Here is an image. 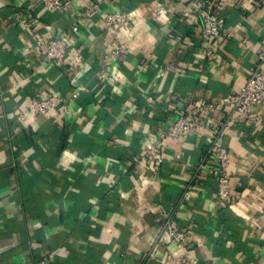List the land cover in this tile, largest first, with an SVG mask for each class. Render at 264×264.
<instances>
[{
	"label": "crops",
	"instance_id": "1",
	"mask_svg": "<svg viewBox=\"0 0 264 264\" xmlns=\"http://www.w3.org/2000/svg\"><path fill=\"white\" fill-rule=\"evenodd\" d=\"M61 1L63 11L49 12L36 0H0V264H264L263 108L258 123L230 124L219 139L230 202L215 197L208 134L166 141L155 173L140 161L166 120L245 84L264 0H209L229 37L208 44L196 16L205 0ZM156 7L169 11L167 23ZM129 11L122 53L104 62V17ZM44 27L70 33L62 64L33 48ZM36 95L61 103L37 115L27 105ZM224 115L215 107L201 123ZM167 216L187 233L181 250L152 247Z\"/></svg>",
	"mask_w": 264,
	"mask_h": 264
},
{
	"label": "built area",
	"instance_id": "2",
	"mask_svg": "<svg viewBox=\"0 0 264 264\" xmlns=\"http://www.w3.org/2000/svg\"><path fill=\"white\" fill-rule=\"evenodd\" d=\"M45 6L49 12H60L64 10L65 2L61 0H36ZM209 0L204 1V5L198 10L196 16L200 21L202 28V39L208 44L218 37H229L224 32V20L213 14L208 6ZM156 17L163 23L169 21V11L164 7H156L154 10ZM135 11L130 13H112L104 17L103 30L108 35L107 50L103 55L104 62H117L121 53L122 45L118 38L121 33L130 36V27L127 24L128 18L135 17ZM15 18L22 22L25 27H29L27 21L22 19L21 15L15 14ZM34 50L40 54L46 61H54L62 64L65 58L71 36L68 32H58L51 35L50 29L44 27L43 32L34 31L31 34ZM205 54L210 56L212 50L206 48ZM256 63L249 72L245 84L235 93H228L219 99L216 105L211 102L200 101L192 108L181 111L176 116L166 120L157 138L150 142L144 141L145 154L141 158V162L148 159L153 165V173L156 172L162 159V148L166 141L183 138L189 135L209 136V145H211L210 153L213 155L218 164L217 173V190L215 197L221 202L227 203L233 200L230 192L229 177L227 173L228 156L225 152L218 148L219 139L223 131L230 125L235 123H258L261 120L257 107L264 109V37L260 40L256 51ZM77 59V56L75 57ZM96 79L103 82L107 76V69L103 65L96 72ZM76 94L72 98H76ZM61 100L50 95H36L28 99L27 105L35 114L45 115L50 109H53ZM219 107L224 110L225 115L222 120L213 121L206 117V124L201 123V118L209 111ZM180 111L182 108L177 107ZM139 178L143 185L149 184L148 176L142 172ZM187 241V233L181 229L170 216L163 217L159 222L157 236L152 247L159 245L165 247L173 245L178 250L183 249ZM173 260L179 264L186 263L182 256L174 257Z\"/></svg>",
	"mask_w": 264,
	"mask_h": 264
},
{
	"label": "rangeland",
	"instance_id": "3",
	"mask_svg": "<svg viewBox=\"0 0 264 264\" xmlns=\"http://www.w3.org/2000/svg\"><path fill=\"white\" fill-rule=\"evenodd\" d=\"M131 11H129L128 13H130ZM128 13H124L123 12V14H127L128 15ZM127 24H128V26L130 27V30H131V25H132V20H131V18H128V20H127Z\"/></svg>",
	"mask_w": 264,
	"mask_h": 264
}]
</instances>
